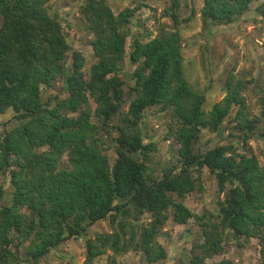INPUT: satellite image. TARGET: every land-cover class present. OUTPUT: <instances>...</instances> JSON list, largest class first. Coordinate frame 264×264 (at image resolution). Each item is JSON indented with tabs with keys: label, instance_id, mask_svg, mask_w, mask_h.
I'll use <instances>...</instances> for the list:
<instances>
[{
	"label": "trees",
	"instance_id": "16d2710c",
	"mask_svg": "<svg viewBox=\"0 0 264 264\" xmlns=\"http://www.w3.org/2000/svg\"><path fill=\"white\" fill-rule=\"evenodd\" d=\"M251 1L204 0L203 20L231 21ZM48 2L0 0V117L11 109L16 121L0 133V173H9L13 188L11 204L0 208V264H37L52 248L83 235L94 222L108 217L113 223L119 218L118 230L86 240L82 264H94L107 248L125 251L136 231L122 241L124 217L133 214L137 220L145 213L150 220L142 226L134 249L153 262L164 254L156 238L171 208L175 223L194 219L202 230L204 241L192 248L190 264H205L204 257L218 254L224 231L234 237H257L264 264V167L254 154L237 153L232 144L203 153L193 147L202 128L219 132L236 107L235 128L244 141L250 137L254 122L244 112L243 85L226 80L223 98L208 112L202 109L203 93L191 87L183 72L181 35L173 14L174 28H162L146 42L132 39L128 58L136 64L131 73L134 96L120 123L112 124L124 101L120 78L124 28L136 8L115 15L107 0H87L81 13L93 34L89 44L96 62L85 73L79 51L73 52L69 66L66 63L69 46ZM257 11L264 17V3ZM57 79L66 95L44 101L43 92ZM153 106L170 112L176 124L172 134L179 144L175 163L160 177L151 175L146 162L156 146L145 143L141 130L144 114ZM113 133L116 157L110 163L103 145L105 136ZM203 168L215 176L220 190L229 186L224 200L218 201L215 220H205V214H194L172 197L194 191L193 173ZM3 195L0 186V198Z\"/></svg>",
	"mask_w": 264,
	"mask_h": 264
},
{
	"label": "rangeland",
	"instance_id": "374dc122",
	"mask_svg": "<svg viewBox=\"0 0 264 264\" xmlns=\"http://www.w3.org/2000/svg\"><path fill=\"white\" fill-rule=\"evenodd\" d=\"M87 0H49L48 11L60 21L62 33L68 43L66 54L68 66L72 54L79 51L84 59L83 70L89 71L96 62L92 47L89 44L93 34L87 27L81 8ZM112 12L117 15L125 8H136L130 22L124 28L127 34L125 53L121 60L120 78L123 82L124 101L118 117L112 124H119L121 116L125 115L129 101L134 94L131 90L133 80L131 73L136 64L129 61L128 54L133 38L146 42L156 37L162 28H174L172 15L177 17V29L181 35V53L183 56V72L191 87L204 95L202 109L208 112L213 104L219 102L225 95L226 80L243 85L242 95L245 99V114L254 122V131L243 140V133L235 128L232 118L234 111L225 119L219 132L202 128L198 139L193 144L196 152H205L220 144H232L237 153L254 154L260 166L264 167V17L257 8L264 0L251 1L243 13L231 21L210 22L203 20L202 8L204 0H107ZM63 82L57 79L52 87L43 92V100L48 97L65 96ZM92 109L95 108L90 98ZM14 112L7 109L0 117V133L15 125ZM94 120V119H93ZM169 111H162L159 106L146 110L141 122V130L145 143L153 142L155 150L148 153L146 162L150 166L151 175L160 177L171 163H175L179 144L172 134L175 128ZM173 128V129H172ZM105 136L103 151L113 163L116 154L113 149L112 137ZM67 163L66 155H62L61 165ZM196 188L182 198L172 194L175 201L183 203L191 212L200 216L206 215L205 220H215L219 215L218 201L225 198L224 190H220L215 176L208 173L206 168L194 171ZM0 186L4 195L0 198V208L11 204L12 186L9 173H0ZM173 209H169L168 220L157 235V242L163 249V256L155 261H148L146 253L134 249L139 240L141 228L150 220L145 213L137 220L133 214L124 217L127 225L124 228L122 241L136 231L133 242L125 251L115 253L107 248L105 253L94 261V264H190L193 256L192 248L204 241L202 230L194 219L185 224L172 220ZM119 220V218H117ZM110 218L99 220L86 228L83 235L70 237L60 245L52 248L37 264H82L86 253V240L94 238L99 233H111L118 230V222ZM222 250L211 257H204L205 264L227 261L231 264H262L261 245L257 237H234L224 231ZM155 254V253H154ZM21 264H30L27 261Z\"/></svg>",
	"mask_w": 264,
	"mask_h": 264
}]
</instances>
